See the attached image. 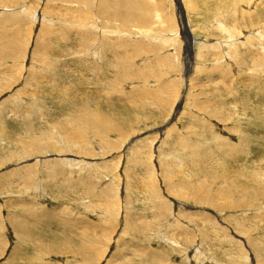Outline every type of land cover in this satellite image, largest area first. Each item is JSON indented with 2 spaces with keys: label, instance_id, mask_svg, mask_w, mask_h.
<instances>
[{
  "label": "rangeland",
  "instance_id": "rangeland-1",
  "mask_svg": "<svg viewBox=\"0 0 264 264\" xmlns=\"http://www.w3.org/2000/svg\"><path fill=\"white\" fill-rule=\"evenodd\" d=\"M0 264H264V0H0Z\"/></svg>",
  "mask_w": 264,
  "mask_h": 264
},
{
  "label": "bare ground",
  "instance_id": "bare-ground-1",
  "mask_svg": "<svg viewBox=\"0 0 264 264\" xmlns=\"http://www.w3.org/2000/svg\"><path fill=\"white\" fill-rule=\"evenodd\" d=\"M6 47H8L7 45H6ZM62 90V89H61ZM64 92V91H63ZM66 92V91H65ZM55 93V92H54ZM68 136V135H67ZM78 136V135H77ZM69 137V136H68ZM84 137V136H83ZM73 138V137H72ZM49 139V138H48ZM69 139V138H68ZM74 139H75V137H74ZM63 140V139H62ZM73 141V140H72ZM56 143V142H55ZM63 143V142H62ZM48 144V143H47ZM50 145H52V143H50ZM54 146H55V144H54ZM57 146H58V144H57ZM53 147V146H52ZM52 147H50V146H47L46 145V148H48V149H53ZM61 147V146H60ZM32 148H34V150L35 151H40L39 149H36L35 147H32ZM59 148V147H58ZM63 149V151L65 150L64 148H62ZM61 150V149H60ZM66 151V150H65ZM81 153V152H80ZM82 154V153H81ZM85 154V153H84ZM89 154V153H88ZM15 220H19L16 216H12V220H11V223L13 224V226L15 227ZM20 224V223H19ZM16 230L17 231H24V229L22 228V226L21 225H17L16 227ZM25 232V231H24ZM14 258V257H13Z\"/></svg>",
  "mask_w": 264,
  "mask_h": 264
},
{
  "label": "water",
  "instance_id": "water-1",
  "mask_svg": "<svg viewBox=\"0 0 264 264\" xmlns=\"http://www.w3.org/2000/svg\"><path fill=\"white\" fill-rule=\"evenodd\" d=\"M132 142H134V141H132Z\"/></svg>",
  "mask_w": 264,
  "mask_h": 264
}]
</instances>
